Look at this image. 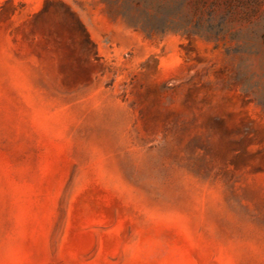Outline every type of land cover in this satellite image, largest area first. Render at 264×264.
<instances>
[{
  "label": "rangeland",
  "instance_id": "obj_1",
  "mask_svg": "<svg viewBox=\"0 0 264 264\" xmlns=\"http://www.w3.org/2000/svg\"><path fill=\"white\" fill-rule=\"evenodd\" d=\"M0 264H264V0H0Z\"/></svg>",
  "mask_w": 264,
  "mask_h": 264
},
{
  "label": "bare ground",
  "instance_id": "obj_2",
  "mask_svg": "<svg viewBox=\"0 0 264 264\" xmlns=\"http://www.w3.org/2000/svg\"><path fill=\"white\" fill-rule=\"evenodd\" d=\"M144 246V245H143ZM162 246V245H161ZM146 247V246H145ZM169 254V253H168Z\"/></svg>",
  "mask_w": 264,
  "mask_h": 264
}]
</instances>
